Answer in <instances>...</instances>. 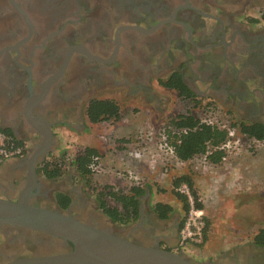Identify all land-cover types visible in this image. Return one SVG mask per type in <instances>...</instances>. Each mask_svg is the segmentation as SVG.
<instances>
[{"label":"flooded vegetation","instance_id":"af4514ba","mask_svg":"<svg viewBox=\"0 0 264 264\" xmlns=\"http://www.w3.org/2000/svg\"><path fill=\"white\" fill-rule=\"evenodd\" d=\"M249 2L0 0V127L4 117L13 114V129L40 139L35 146L45 139V122L53 134L50 153L35 166L34 183L26 160L31 151L20 159L26 180L22 189L32 186L34 195L28 202L60 209L54 196L65 193L55 192V207H49L50 191L42 189L38 166L47 162L52 146L64 140L62 132L76 133L83 127L93 100H113L133 114L147 116L150 111L165 124L179 115L201 120L216 114L229 126L236 125V131L241 126L264 128V9L251 7L247 13ZM174 78H179L183 92L164 86ZM67 188L70 195L73 190ZM78 198H71L70 214L87 223L72 212L74 206L82 210ZM173 220L166 222L172 224L171 234L180 229ZM160 223L152 214L139 213L122 237L174 250L163 242L168 232ZM71 248L56 237L0 226V263ZM210 264L264 261L229 252Z\"/></svg>","mask_w":264,"mask_h":264},{"label":"crops","instance_id":"0c3cea01","mask_svg":"<svg viewBox=\"0 0 264 264\" xmlns=\"http://www.w3.org/2000/svg\"><path fill=\"white\" fill-rule=\"evenodd\" d=\"M251 7L264 9V0H251L245 12H251ZM148 116L149 115H147V117ZM150 119H152L151 116ZM14 120L16 121L17 118H15L13 114L6 115L3 120L4 127H2V130L14 136L18 141L25 143L27 151H32L36 147L35 145L40 142V139L34 138L35 136L32 134L23 136L21 133L16 131L15 128L13 129V124L11 125V122ZM124 123H128V120L125 117H120L117 120V126H120V124L121 126H124L122 125ZM98 124L89 123L85 116L83 127H81L76 133L62 132L60 135L65 137L64 140L60 144L58 143L56 146H52V148L55 150H63L68 147L64 144L66 140H68L72 143H85V146H82L83 148H94L99 154H102L104 146H95V134L86 133L90 127ZM11 127L12 129H10ZM126 140L128 142H125ZM122 141H124V146L122 147H131L128 138L124 137ZM122 147H119L120 152L124 151L123 153H126L127 148L123 149ZM248 154H242L241 157H238V152H235L232 154L228 163L222 162L218 165H212L208 161L203 160V164H195V168L191 167V164L195 159L187 162H179L178 160H175L174 167H172V163L164 164L160 159L155 161V163L157 164L158 162V164L157 166L154 165V167H152L153 165L150 166L149 162H145L140 165V163L137 164L135 161L121 163V167L125 165L129 168L130 172L134 171L140 177H148L147 179L156 182L158 188L160 186V188L163 189H168L172 180L176 177H180L182 175L190 176L195 188L198 191V195L200 196V200L203 205L202 210L207 218L209 227L206 233L205 242L201 247L188 246L179 253H182L185 257L194 261L210 264L218 262L221 258H223L226 253L224 252L221 254V251L226 247L250 246L252 248H256L257 246L254 245L253 238L259 228H264V213L262 214V218L252 217V214L255 211L253 206L247 207L248 204H251L249 201L242 203L240 207L246 206V210H250L251 212H243L242 219H237L239 222L232 221L230 218L229 220L225 218L223 219V216L216 217L215 215L216 213L218 214L221 212L219 206H222L223 199H225L226 196L229 197V200H232L233 195L239 194L238 197L244 198L245 196L248 197L249 195H254L256 192L255 195L261 197L262 204H264V169H259L260 165H264V158L253 161L252 157L248 156ZM20 159L7 160L0 166V198L14 200L17 198L18 193L22 190L26 180L25 176H23V170H20V165L22 164L20 163ZM118 167L119 166H116L114 172L118 170ZM74 172H76L75 169ZM130 172L128 171V173ZM73 175L74 177H72V181L77 178V173ZM64 177L65 176L62 175L61 179ZM133 178L136 179L135 176ZM121 180V175H118L117 177H113L111 175L108 180L104 179V185L109 184L111 186H115L116 181L123 183ZM120 185L122 186V184ZM151 191L152 190L150 188L147 189L144 195L138 198L139 213L140 215H143L148 208L154 218L161 222L160 224L163 230L168 232L164 236L163 242L166 245L175 248L178 242L179 228L171 234L170 227L172 224L166 222H168L171 217L174 219L173 221L175 224L180 223V220L183 217L181 203L177 199L173 202L172 200L164 201L159 198L160 196L155 198V195L151 193ZM63 192L68 195L65 191ZM68 196L71 198L70 195ZM238 197L236 196V198ZM148 199H152L151 204L148 203ZM157 202L168 204L173 208L169 218L165 221L158 219L156 214L153 212L152 208ZM243 210L246 211L245 209ZM103 217L109 223H113L105 215H103Z\"/></svg>","mask_w":264,"mask_h":264},{"label":"rangeland","instance_id":"374dc122","mask_svg":"<svg viewBox=\"0 0 264 264\" xmlns=\"http://www.w3.org/2000/svg\"><path fill=\"white\" fill-rule=\"evenodd\" d=\"M170 100H171L170 101V106H171V104H173L174 101H176V98L173 96L172 98H170ZM178 107H180L179 104L177 105L175 111H179ZM120 111L122 113L120 117H125L128 120L127 124L126 123L122 124L124 126H121V124L120 126H117V121L103 122V123H99L96 126L90 127L86 132L89 134L92 133L95 134V139H96L95 146H104L103 153L99 154L100 156L99 162L101 168L103 169V172L101 174L93 175L91 179L92 185L95 186L98 190H101L103 186L109 185V184L104 185L105 184L104 179L108 180L109 176L111 175L113 177H117L118 175H121L122 177L121 181L123 183L116 181V185L113 186L115 189L122 190L123 192H128V189L131 186H140L144 188L145 191H147V189L150 188L152 190L151 193L155 195V198L160 196L159 198L164 201L172 200L173 202H175L176 199L171 193V188H172L171 185L168 189L160 188V186L158 188L156 182L147 179L148 177L147 178L140 177L134 171L130 172L129 168H127L125 165L121 167V163L130 162V161H135L137 164L140 163V165L144 164L145 162L146 163L149 162V165L150 166L153 165L152 167H154V165L157 166L158 164V162L157 164L155 163L157 159H160L164 164L172 163L173 165L172 167H174L175 158L171 156H163L164 155L163 152L158 149L160 145H164L162 131L166 126L165 119L160 120L156 118L155 114L154 117H152V113L150 111H148L147 113L148 115L150 113L148 117L146 115L133 114L126 109H121ZM150 116L152 117V119H150ZM214 118H216V120L219 123L221 121L222 123L225 122V118L221 116L212 114V116L209 117V119L211 120H213ZM233 131H234L233 136L227 142L228 152H227L226 160L223 161L224 163H228L229 160L231 159L232 154L235 152H238L239 155L238 157H241L242 154L247 155L249 153L248 156H251L253 161L264 158V143L246 139L243 135L238 133L234 128ZM123 136L128 138L131 147H122L124 146L123 145L124 141H122L124 138ZM125 142L128 141L126 140ZM73 144L74 143H72V145ZM71 146H68L63 150L52 149L51 155H48L50 160H52L51 158L60 157L63 153L64 155H69L68 160H66L67 165H65L63 169V175L65 176L64 178L61 179L62 177L61 176L56 180L49 181V180H45L43 176L39 177V180L42 185V189L43 190L48 189V191H50L51 201L49 207H55V203L53 202L54 193L59 191H65V189L68 187L67 189L73 190V192H71L70 194L71 198H74V196L76 197L79 196L78 203L79 205H82L81 208L82 210L80 211L76 208V206H74L72 208L73 213L78 215L81 219H83L87 223L94 222L97 223L98 227L102 229H107L108 231L120 236L125 235L127 231L130 229L129 227L132 225L130 224L123 226L117 223H109L107 220H105L102 212L98 208V204L95 198V193L90 188H88V186L85 183V180L81 178L77 172H74L75 166L71 163V161L83 151L84 148L82 146H85V143L75 142L73 147ZM119 147L120 148L122 147L123 149L127 148V152L126 153H123L124 151L120 152ZM138 153L140 154V156L136 155ZM195 164L202 165L203 158L202 157L195 158V160L191 164V167L195 168ZM116 166L119 167L118 170L114 172ZM261 168L264 169V165H260L259 169ZM128 171L130 173H128ZM75 173H77V178H75V180L72 181V177H74L73 174ZM134 176L136 177V179L133 178ZM120 184H122V186ZM160 189H163L165 192H160ZM255 194L256 192L254 193V195H249L248 197L245 196L244 198L238 197L239 194H236L232 196V200H229V197L226 196V198L223 199L222 206H219L221 212H219L218 214L216 213L215 214L216 217L223 216V219L225 218L229 220L230 218L232 219V221H238L237 219L240 218L242 219L243 212L245 213L251 212L250 210H246L247 207L253 206L255 212L252 214V217L254 216V217L262 218V214L264 213V204H262V198ZM236 196L238 198H236ZM247 201L251 202V204H248L247 207L246 206L240 207L242 203L244 202L246 203ZM108 202L112 204L111 201ZM151 202L152 199H148V203L151 204ZM243 209H245L246 211H244ZM144 214L146 215L151 214V212L147 208ZM205 219L207 220L206 216ZM224 252L225 253L235 252L240 254L249 253L252 256L255 255L257 257H260L261 261H264V247L252 248L250 246H242V247L233 246L222 249L221 254H223Z\"/></svg>","mask_w":264,"mask_h":264},{"label":"trees","instance_id":"16d2710c","mask_svg":"<svg viewBox=\"0 0 264 264\" xmlns=\"http://www.w3.org/2000/svg\"><path fill=\"white\" fill-rule=\"evenodd\" d=\"M164 86L174 88L180 92H183L185 89L179 78H174L172 83L167 82ZM85 115L91 124L117 121L120 118V107L110 99L93 100L88 104ZM235 127L236 125L230 126V128ZM237 130L246 139L264 143V128L262 126H241ZM163 132L168 144L173 149L174 158L179 162H187L198 157H205V160L210 164L218 165L226 157V153L221 147L230 139L229 132L226 129H219L215 125L206 124L195 116L179 115L171 118L164 127ZM93 156H99L98 151L94 148L86 147L71 163L75 166L78 175L85 180L88 188L95 193L99 210L113 223L123 226L135 223L139 217L138 198L144 195V188L131 186L128 192H123L122 190L115 189L113 186L106 185L101 190H98L91 183L93 173L89 169V165ZM64 157L63 153L58 158H51L52 160L49 162L39 164L38 173L49 180L61 177L63 175L62 160H64ZM183 184L187 186L195 208L203 209L200 196L190 176L182 175L174 178L171 182V193L182 206L183 217L180 227L182 226L184 215L188 211L186 196L177 191ZM160 192L165 191L161 189ZM54 197L57 206L63 211L71 203V198L66 194L56 193ZM108 201H111L113 205ZM152 209L158 219L166 220L172 213L173 208L168 204L157 202ZM208 227L209 223L206 220L205 237ZM253 243L257 247H264V228L257 230Z\"/></svg>","mask_w":264,"mask_h":264},{"label":"water","instance_id":"95a60500","mask_svg":"<svg viewBox=\"0 0 264 264\" xmlns=\"http://www.w3.org/2000/svg\"><path fill=\"white\" fill-rule=\"evenodd\" d=\"M44 123V122H43ZM44 140L27 157L28 176L35 182V166L51 150L53 134L45 122ZM32 186L22 189L16 200L0 198V226L21 228L59 238L71 250L44 256L16 258L0 264H207L159 246H144L107 229L76 219L66 210L31 205Z\"/></svg>","mask_w":264,"mask_h":264},{"label":"built area","instance_id":"2783aa9c","mask_svg":"<svg viewBox=\"0 0 264 264\" xmlns=\"http://www.w3.org/2000/svg\"><path fill=\"white\" fill-rule=\"evenodd\" d=\"M210 116H212V114H210L209 117ZM209 117L202 118L201 121L209 125H215L219 129H226L229 132L228 133L229 138L233 136V132H234L233 128H230L228 124H226L225 122L222 123V121L219 123L216 120V118L211 120L209 119ZM162 137H163L164 145H160L158 149L163 152L164 154L163 156L174 157L173 149L168 144L166 140V136L163 131H162ZM227 148H228L227 143L222 145L221 147L222 150L224 149L226 153V157H227ZM26 150L27 147L25 143L18 141L14 136L4 132L0 127V166L7 160L23 158L26 154ZM136 155L140 156L139 153ZM226 157L223 159V161L226 159ZM68 158L69 155H65L64 160H62L63 169L64 166L67 165L66 160H68ZM202 158L203 160H205V157ZM99 160H100V156L92 157L91 163L89 165V169L91 170L93 175L101 174L103 172ZM46 161L49 162L50 158L47 157ZM177 191L184 194L188 201V211L184 215L183 223L178 233L177 246L174 249V252L179 253L188 246H200L204 244L206 219L203 210L195 208L193 199L186 185L184 184L181 185L177 189Z\"/></svg>","mask_w":264,"mask_h":264}]
</instances>
